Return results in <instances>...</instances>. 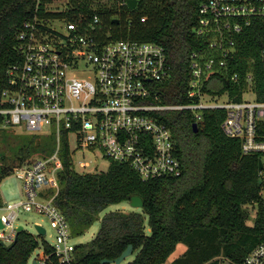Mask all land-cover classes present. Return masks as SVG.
I'll list each match as a JSON object with an SVG mask.
<instances>
[{
	"label": "trees",
	"instance_id": "trees-1",
	"mask_svg": "<svg viewBox=\"0 0 264 264\" xmlns=\"http://www.w3.org/2000/svg\"><path fill=\"white\" fill-rule=\"evenodd\" d=\"M37 0H0V96L7 82V70L19 61L17 34L35 15ZM61 3L66 10L46 12L49 3ZM126 0H41L37 15L42 19H68L88 25L98 14L100 37L110 41L155 43L165 48L171 76L156 88L161 105L187 104L192 52L205 48L195 35L203 0H137L135 10ZM142 19H145L143 22ZM264 19L256 18L237 39L226 69L207 83L211 96L225 94L240 102L247 92L264 101ZM251 79V87L248 80ZM223 109L202 112L199 131L190 111L169 112L161 117L173 133L182 174L175 178L144 181L127 164L111 161L106 172L79 174L73 168L68 139L61 137L57 172L60 192L56 205L66 217L74 238L81 237L112 205L141 198L143 213L111 212L102 220L95 238L76 246L79 264L114 261L133 246L135 259L129 264H166L179 244L186 252L172 264H219L225 257L242 262L264 241V199L261 196L259 161L261 154L243 155L239 139L221 130ZM264 139V122L260 125ZM0 185L16 168L55 153L53 135L10 136L0 130ZM258 211L252 226L247 206ZM0 194V208L3 207ZM146 221L148 227L146 226ZM148 228L150 229L147 232ZM42 245L47 264H59L53 249L40 235L25 229L10 246L0 241V264H28Z\"/></svg>",
	"mask_w": 264,
	"mask_h": 264
},
{
	"label": "built area",
	"instance_id": "built-area-1",
	"mask_svg": "<svg viewBox=\"0 0 264 264\" xmlns=\"http://www.w3.org/2000/svg\"><path fill=\"white\" fill-rule=\"evenodd\" d=\"M40 4L41 0H37L35 15L23 24L16 37L20 59L7 70L6 86L0 96V130L53 135L57 147L50 157L14 170L23 183L26 201L0 208L4 212L0 217L4 226L0 229L2 243L10 246L16 240L22 211L35 212L47 217L55 231V243L48 245L59 264H79L70 225L55 203L60 192L57 172L63 169L59 158L63 135L69 149L73 136L79 148L100 150L110 161L129 165L144 181L175 178L181 176L182 166L172 130L160 120L162 115L190 111L199 124L203 111L223 109L222 132L240 140L243 155L263 156L260 174L264 175V139L260 135L264 101H258L249 91L245 95L253 94V98L244 95L242 101L234 102L227 97L226 102H221V96L204 91L211 78L227 68L238 36L253 19H264V0H203L195 35L205 42V48L189 55L190 102L178 105L153 101L157 100V86L171 76L164 47L103 39L98 14L85 26L82 19L39 18ZM64 10L61 3L52 2L45 11ZM55 21L70 26L68 37L61 38L51 27ZM251 84L249 78V87ZM48 259L42 248L35 261L47 264ZM218 261L264 264V241L240 263L225 257Z\"/></svg>",
	"mask_w": 264,
	"mask_h": 264
},
{
	"label": "rangeland",
	"instance_id": "rangeland-1",
	"mask_svg": "<svg viewBox=\"0 0 264 264\" xmlns=\"http://www.w3.org/2000/svg\"><path fill=\"white\" fill-rule=\"evenodd\" d=\"M51 27L60 35L61 38L68 37L70 34V26L66 22L55 21L51 23ZM86 75L91 76V74H89L88 72L86 73ZM245 96H246L245 98L248 99L250 97L252 98L254 97L253 94H247ZM220 101L226 102L227 96L223 94L221 96ZM8 134L10 136H15V137H19L20 135H26V134L36 135L33 133H26L19 129L8 130ZM2 150L3 147L1 146L0 152H2ZM70 150L72 155L73 168L75 172L79 174H96V173L106 172L110 166L111 161L108 158H105L100 150L79 148L77 139L73 136L70 138ZM84 164H87L88 166L83 167L82 165ZM259 178H260V182H262L260 184L262 185L261 196L264 199V175L260 174ZM0 194L4 204L3 207L20 201H26V195L24 193L23 183L21 180H19L16 177L14 173L10 177L3 180V182L0 185ZM247 210L250 214V218L247 224L248 226H252L254 224L256 213L258 211V206L256 204L248 205ZM111 212H122L126 214L134 212V213L144 214L143 209L133 208L131 207L129 202H125L119 205H112L100 214L99 220L95 222V224L87 232H85L83 236L78 238H73L72 239L73 243L76 245H82L92 241L100 229L102 218L106 214ZM3 214L4 212L0 211V217ZM17 224L19 227L22 226L26 231L34 235H37L35 226L39 225L47 231V234L45 236H42L43 239L50 245H53L55 243V231L51 228L49 219L44 215L37 214L35 212L27 213L22 211L20 213V217ZM146 226L148 227L147 221H146ZM41 250H42V245L33 253L28 264H32L33 261L36 260V255L40 254ZM186 250H187L186 245L182 243L179 244V246L175 250V253H173L170 256L168 261H170V263H173L177 258L183 255L186 252ZM136 255L137 253L133 254L131 257L127 258L122 264L131 263L135 259Z\"/></svg>",
	"mask_w": 264,
	"mask_h": 264
},
{
	"label": "water",
	"instance_id": "water-1",
	"mask_svg": "<svg viewBox=\"0 0 264 264\" xmlns=\"http://www.w3.org/2000/svg\"><path fill=\"white\" fill-rule=\"evenodd\" d=\"M126 5L130 10H135L137 8L138 2H137V0H126ZM193 130L195 133H197L199 131V126L197 123L193 124ZM262 169H263V163L260 160L259 161V173L262 171ZM261 183L262 182H260V184ZM130 205H131V207L136 208V209H142L143 208V202H142L141 198H139V197H133L131 199ZM3 228H4V226L1 223V219H0V229H3ZM35 229L40 236L46 235V230L43 227L36 225ZM23 230H24V228L22 226H20L18 228V233L23 231ZM132 255H133V246L130 245L121 254V256L119 258H117L114 261L103 260L102 264H122L127 258L131 257ZM32 264H37V261H33Z\"/></svg>",
	"mask_w": 264,
	"mask_h": 264
},
{
	"label": "crops",
	"instance_id": "crops-1",
	"mask_svg": "<svg viewBox=\"0 0 264 264\" xmlns=\"http://www.w3.org/2000/svg\"><path fill=\"white\" fill-rule=\"evenodd\" d=\"M150 231V229L148 228V230H147V232H149ZM179 246V245H178ZM177 246V247H178ZM177 249V248H176ZM175 253V252H174ZM182 256V255H181ZM166 264H172V263H170V261H168Z\"/></svg>",
	"mask_w": 264,
	"mask_h": 264
}]
</instances>
